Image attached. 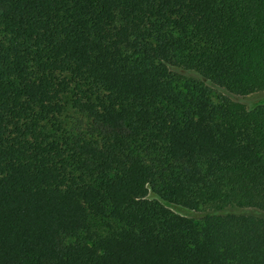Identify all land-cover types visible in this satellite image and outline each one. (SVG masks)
I'll list each match as a JSON object with an SVG mask.
<instances>
[{"label": "trees", "instance_id": "obj_1", "mask_svg": "<svg viewBox=\"0 0 264 264\" xmlns=\"http://www.w3.org/2000/svg\"><path fill=\"white\" fill-rule=\"evenodd\" d=\"M176 72L264 92V0H0V264H264V102Z\"/></svg>", "mask_w": 264, "mask_h": 264}, {"label": "rangeland", "instance_id": "obj_2", "mask_svg": "<svg viewBox=\"0 0 264 264\" xmlns=\"http://www.w3.org/2000/svg\"><path fill=\"white\" fill-rule=\"evenodd\" d=\"M176 76L178 79L177 85L181 88L184 86L187 79H193L194 78V80L203 81L208 86V88L210 90V97H211L213 103L217 104V105L221 104L224 98H228L231 101L236 102V103H241V104L245 105L247 109H252L256 105H258L259 103L264 102V92H260V93H256V94H252V95L244 96V97L243 96H237V95L230 94L225 89H222L220 87L212 85L209 82L204 81L202 78H200L199 76H197L195 74H190V73H186V72H176ZM69 116H70V118L66 119V124L71 127V126H73L74 120L77 118V116L73 111L70 112ZM150 198L154 199L153 196H150ZM209 213H213L212 210L204 208L201 211H199L198 213L191 214V217H194L196 219H200ZM223 213H231V214H238V215L254 214L257 216L263 215V214L256 212V211L247 210V209L241 210V209H237V208L228 209Z\"/></svg>", "mask_w": 264, "mask_h": 264}]
</instances>
